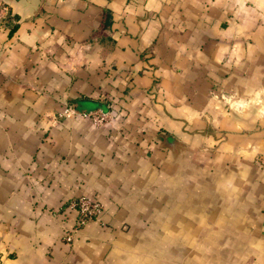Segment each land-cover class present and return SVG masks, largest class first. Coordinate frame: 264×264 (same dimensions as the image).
<instances>
[{"label": "crops", "instance_id": "crops-1", "mask_svg": "<svg viewBox=\"0 0 264 264\" xmlns=\"http://www.w3.org/2000/svg\"><path fill=\"white\" fill-rule=\"evenodd\" d=\"M0 264H264V0H0Z\"/></svg>", "mask_w": 264, "mask_h": 264}, {"label": "built area", "instance_id": "built-area-1", "mask_svg": "<svg viewBox=\"0 0 264 264\" xmlns=\"http://www.w3.org/2000/svg\"><path fill=\"white\" fill-rule=\"evenodd\" d=\"M64 115L78 114L81 117H86L90 122L99 126L108 122L112 114L110 110H103L100 108L92 110H76L70 106H65L62 110ZM67 208L74 211V219L68 226H63L61 229V237L64 241L70 242L75 233L79 229L80 225L88 220H100L102 215V204L95 197L81 194L69 198L66 201Z\"/></svg>", "mask_w": 264, "mask_h": 264}, {"label": "trees", "instance_id": "trees-1", "mask_svg": "<svg viewBox=\"0 0 264 264\" xmlns=\"http://www.w3.org/2000/svg\"><path fill=\"white\" fill-rule=\"evenodd\" d=\"M8 18H10V17H9L8 15H6V16H5V19L7 20ZM6 24H7V22H6ZM8 25H9V26H8V27H9V32L13 31V29H14L15 26H16L15 23H11V24L9 23Z\"/></svg>", "mask_w": 264, "mask_h": 264}]
</instances>
